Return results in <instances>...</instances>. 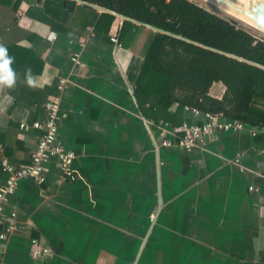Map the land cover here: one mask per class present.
I'll use <instances>...</instances> for the list:
<instances>
[{"label": "crops", "instance_id": "1", "mask_svg": "<svg viewBox=\"0 0 264 264\" xmlns=\"http://www.w3.org/2000/svg\"><path fill=\"white\" fill-rule=\"evenodd\" d=\"M94 7L82 30L84 19L69 16L64 0H0V44L15 73L30 69L41 90L68 78L58 134L77 154L74 181L59 182L54 163L43 184L21 180L5 208L17 212V229L0 242V264H264V125L255 136L251 128L211 135L191 151L160 146L162 128L138 109L156 102L153 74L136 85L156 29L132 20L117 48L93 34L102 11ZM124 19L117 15L111 33ZM29 51L43 64L23 66ZM75 52L81 70L71 63ZM14 89L0 87V162L20 165L39 134L29 124L43 117L47 100L34 113L15 102ZM223 91L219 83L210 89ZM22 99L35 104L32 95ZM5 178L0 164V184ZM32 238L47 253L32 258Z\"/></svg>", "mask_w": 264, "mask_h": 264}, {"label": "trees", "instance_id": "2", "mask_svg": "<svg viewBox=\"0 0 264 264\" xmlns=\"http://www.w3.org/2000/svg\"><path fill=\"white\" fill-rule=\"evenodd\" d=\"M64 6L69 16H82V30L96 11L94 6L101 8L92 32L106 41L117 15L125 18L118 29L119 38L132 20L156 29L136 81L143 88L153 74L149 90L156 102L138 104V109L156 125L162 121L179 127L185 120V105L248 125H264V37H257L237 20L193 0H64ZM54 27L67 30L65 25ZM81 36L82 31L76 39ZM38 62L43 64L29 51L23 66ZM215 83L224 88L221 96L210 93ZM57 93L55 82L41 90L29 86L24 73L23 77L16 73L15 102L25 103L34 113L49 95ZM23 95H32L35 104L25 102Z\"/></svg>", "mask_w": 264, "mask_h": 264}, {"label": "built area", "instance_id": "3", "mask_svg": "<svg viewBox=\"0 0 264 264\" xmlns=\"http://www.w3.org/2000/svg\"><path fill=\"white\" fill-rule=\"evenodd\" d=\"M118 27L110 34V41L118 48L122 43L118 37ZM258 37V35H257ZM260 37V36H259ZM47 40L52 41L56 38L54 31H49ZM71 63L75 70H81L84 64L79 60V53L75 52L70 56ZM69 80L67 77L58 79L56 89L58 94L50 97L42 105L43 117L33 120L29 126L38 130V138L36 144L30 154V161L26 164L15 165L7 158L1 159V169L6 173V178L0 184V242L9 238L11 233L17 229V212L12 209L5 214V208L10 202V198L16 194L21 180L28 178L37 184H43L46 179V165L54 163L58 169L59 176L57 180L74 181L77 178L74 166L77 154L74 150L64 146L58 134L60 120V96L67 88ZM186 113L193 117V121L184 120L179 127L166 129V122L160 121L157 126L162 128L160 146L162 147H178L185 151H191L203 144L209 136H217L226 131H238L245 128H251L252 136L257 134L255 127L238 119H227L218 114L201 110L189 105L183 107ZM27 127L25 122L20 123V128ZM240 156L238 154L234 158V162L239 166V170L243 171L244 167L240 164ZM249 190H256L253 186H249ZM154 215H151V220ZM48 249L42 246L37 239H31L30 255L32 258H39Z\"/></svg>", "mask_w": 264, "mask_h": 264}, {"label": "water", "instance_id": "4", "mask_svg": "<svg viewBox=\"0 0 264 264\" xmlns=\"http://www.w3.org/2000/svg\"><path fill=\"white\" fill-rule=\"evenodd\" d=\"M224 6H228L234 12L249 19L254 28L264 32V26L259 21L264 20V0H212Z\"/></svg>", "mask_w": 264, "mask_h": 264}, {"label": "clouds", "instance_id": "5", "mask_svg": "<svg viewBox=\"0 0 264 264\" xmlns=\"http://www.w3.org/2000/svg\"><path fill=\"white\" fill-rule=\"evenodd\" d=\"M259 24L264 26V20L259 21ZM13 61L14 57L9 56L7 47L0 44V87H15L16 73L11 67ZM25 82L29 86H33L35 84L30 69H27L25 72Z\"/></svg>", "mask_w": 264, "mask_h": 264}, {"label": "rangeland", "instance_id": "6", "mask_svg": "<svg viewBox=\"0 0 264 264\" xmlns=\"http://www.w3.org/2000/svg\"><path fill=\"white\" fill-rule=\"evenodd\" d=\"M199 4L204 5L205 7H207L208 9L219 13L220 15L224 16V17H228V18H233L235 20H237L239 23H241L243 26L250 28L253 32H255L258 36L260 37H264V32L261 30H258L256 28H254L253 26H255L251 21H246L243 19H240L239 17L235 16L234 14H232L231 12L227 11L226 9L213 4L212 2H210L209 0H193ZM127 30L124 31V35L122 36V41L124 43V39L126 36Z\"/></svg>", "mask_w": 264, "mask_h": 264}, {"label": "bare ground", "instance_id": "7", "mask_svg": "<svg viewBox=\"0 0 264 264\" xmlns=\"http://www.w3.org/2000/svg\"><path fill=\"white\" fill-rule=\"evenodd\" d=\"M209 1L212 2L215 5H218V6L222 7V8H224V9H226L227 11L231 12L232 14H234L237 17H239L240 19H243V20H246V21L247 20L250 21L249 19L245 18L243 15L234 12V10L232 8L228 7V6H224V5L219 4V3L215 2V1H212V0H209Z\"/></svg>", "mask_w": 264, "mask_h": 264}]
</instances>
